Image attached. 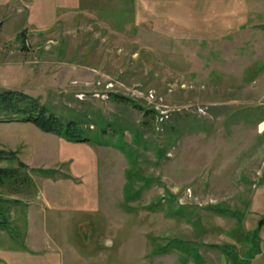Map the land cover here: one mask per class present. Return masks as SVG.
Wrapping results in <instances>:
<instances>
[{"label":"rangeland","instance_id":"374dc122","mask_svg":"<svg viewBox=\"0 0 264 264\" xmlns=\"http://www.w3.org/2000/svg\"><path fill=\"white\" fill-rule=\"evenodd\" d=\"M2 1L0 92L90 141L0 110V147L57 170L0 185V264H264V0Z\"/></svg>","mask_w":264,"mask_h":264},{"label":"trees","instance_id":"16d2710c","mask_svg":"<svg viewBox=\"0 0 264 264\" xmlns=\"http://www.w3.org/2000/svg\"><path fill=\"white\" fill-rule=\"evenodd\" d=\"M122 98H130L121 96ZM0 110L2 114H5L9 120H14L12 117L17 116V121L21 122H32L37 125L40 129L45 132L56 134L60 137L66 138L73 142H87L90 141L89 136H86L84 130L78 126L74 120H69L63 123L56 115L49 113L44 105H41L37 98L34 96L23 92L16 91L13 89H5L0 92ZM4 160H15L17 165L14 166H2L0 165V185L11 181L17 185L23 184H33V179L30 175V171L38 169L41 173L56 172V169H45L31 167L29 164L24 162L18 156L17 150H8L0 147V163ZM127 184L125 186L126 196L131 197V181L132 172L127 173ZM19 199H9L6 203L18 202ZM9 205L0 204V227L2 229H7L10 227V217H9ZM163 249V248H161ZM228 249V248H227ZM229 251V250H227Z\"/></svg>","mask_w":264,"mask_h":264},{"label":"crops","instance_id":"0c3cea01","mask_svg":"<svg viewBox=\"0 0 264 264\" xmlns=\"http://www.w3.org/2000/svg\"><path fill=\"white\" fill-rule=\"evenodd\" d=\"M6 0L2 1V2H5ZM6 3H10V4H20V1H16V0H7ZM242 12H239L237 14H240ZM56 135V134H55ZM68 159L67 157H63V160H66ZM59 162H55V166H53L54 168H59L58 167V164L61 162V158L58 159ZM54 186L55 188H60V191L56 192L55 194H44V197H43V200H42V203L43 201L45 203H48L49 206L47 208H50V207H54V208H60L63 210V178L57 180V181H54Z\"/></svg>","mask_w":264,"mask_h":264},{"label":"water","instance_id":"95a60500","mask_svg":"<svg viewBox=\"0 0 264 264\" xmlns=\"http://www.w3.org/2000/svg\"><path fill=\"white\" fill-rule=\"evenodd\" d=\"M264 222V220H262L261 224Z\"/></svg>","mask_w":264,"mask_h":264}]
</instances>
